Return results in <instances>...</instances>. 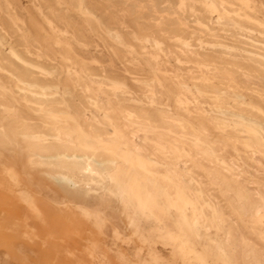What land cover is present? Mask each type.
<instances>
[{"label":"rangeland","instance_id":"1","mask_svg":"<svg viewBox=\"0 0 264 264\" xmlns=\"http://www.w3.org/2000/svg\"><path fill=\"white\" fill-rule=\"evenodd\" d=\"M142 1L0 0V264H264V0Z\"/></svg>","mask_w":264,"mask_h":264},{"label":"bare ground","instance_id":"2","mask_svg":"<svg viewBox=\"0 0 264 264\" xmlns=\"http://www.w3.org/2000/svg\"><path fill=\"white\" fill-rule=\"evenodd\" d=\"M7 1V0H6ZM124 1H126V0H124ZM188 1V0H187ZM130 2H132V1H130ZM142 2H144V0L142 1ZM150 2H152V1H150ZM241 2H243L244 3V1H241ZM129 3V2H128ZM139 3V2H138ZM155 3V2H154ZM3 4H6V3H4V1H3ZM126 4H127V2H126ZM140 4V3H139ZM166 4V3H165ZM168 4V3H167ZM173 4V3H172ZM183 4V3H182ZM181 4V5H182ZM185 4V3H184ZM7 5V4H6ZM6 5H5V7H6ZM143 5V4H142ZM141 5V6H142ZM150 5V4H149ZM180 5V6H181ZM212 5V4H211ZM144 6V5H143ZM142 6V7H143ZM168 7V5H165V7ZM178 6V5H177ZM184 6V5H183ZM188 6V5H187ZM212 6H214V4L212 5ZM1 7V6H0ZM10 7V6H9ZM132 7V6H131ZM130 7V8H131ZM155 7H157V6H155ZM166 7V8H167ZM171 7V6H170ZM185 7V6H184ZM6 8H8V7H6ZM14 8V7H13ZM172 8V7H171ZM179 8V7H178ZM0 9H2V7L0 8ZM9 10H10V8H8ZM135 9V8H134ZM134 9H133V11H134ZM138 10L140 9V8H137ZM165 9V8H164ZM164 9H162V10H164ZM182 9H184V8H182ZM214 9H215V6H214ZM3 10V9H2ZM4 10H5V8H4ZM137 10V11H138ZM156 11H157V9H155ZM170 10V9H169ZM176 10H178V9H176ZM136 11V10H135ZM140 11V10H139ZM150 11H151V9H150ZM165 11V10H164ZM171 11V10H170ZM175 11V10H174ZM183 11V10H182ZM181 11V12H182ZM188 11V10H187ZM5 12V11H4ZM7 12V11H6ZM44 12V11H43ZM160 12V11H159ZM169 12V11H168ZM171 12H173V11H171ZM180 12V13H181ZM3 13V12H2ZM8 13V12H7ZM133 13V12H132ZM148 13V12H147ZM166 13V12H165ZM176 13V12H175ZM152 14H154V13H152ZM2 15V14H1ZM8 15V14H7ZM161 15V14H160ZM179 16V15H178ZM183 16V15H182ZM195 16V15H194ZM8 17V16H7ZM155 17H157V16H155ZM161 17H163V16H161ZM177 17V16H176ZM181 17V16H180ZM167 18H169V17H167ZM171 18V17H170ZM11 19V18H10ZM15 19H17V18H15ZM162 20H164V19H162ZM12 21V20H11ZM18 21V20H17ZM171 21V20H170ZM16 22V21H15ZM157 22V21H156ZM198 22V21H197ZM199 23V22H198ZM160 24V23H159ZM174 24V23H173ZM176 24V23H175ZM13 25H14V23H13ZM124 25V24H123ZM179 25H181L180 23H179ZM15 26V25H14ZM13 26V27H14ZM32 26V25H31ZM201 26V25H200ZM16 27V26H15ZM67 27V26H66ZM159 27V26H158ZM56 29V28H55ZM120 30V29H119ZM9 31V30H8ZM2 33H4V32H2ZM27 35V34H26ZM119 36V35H118ZM117 36V37H118ZM164 36V35H163ZM118 39H120V38H118ZM20 40V39H19ZM140 40H141V38H140ZM159 40V39H158ZM166 40V39H165ZM171 40V39H170ZM174 40V39H173ZM177 40L178 41H180V39H178L177 38ZM182 40V39H181ZM43 41V40H42ZM120 41V40H119ZM144 41H145V39H144ZM143 41V42H144ZM153 41V40H152ZM65 42V41H64ZM146 42H147V40H146ZM155 42V41H154ZM184 42V41H183ZM186 42V41H185ZM184 42V43H185ZM85 43V42H84ZM188 42H186V44H187ZM199 43V42H198ZM42 44V43H41ZM120 44V43H119ZM153 44V43H152ZM160 44V43H159ZM149 45H151V44H149ZM155 45V44H154ZM162 45V44H161ZM184 45V44H183ZM188 45V44H187ZM44 46V45H43ZM152 46V45H151ZM185 47H186V45H184ZM160 48H162V47H160ZM145 49V48H144ZM150 49V48H149ZM153 49V48H152ZM159 49V48H158ZM162 50V49H161ZM130 51V50H129ZM112 52V51H111ZM160 53V52H159ZM37 54V53H36ZM85 54V53H84ZM31 55V54H30ZM113 55V54H112ZM160 55V54H159ZM83 56V55H82ZM114 56V55H113ZM151 56V55H150ZM13 57V56H12ZM37 57V56H36ZM86 57H88V56H86ZM152 57V56H151ZM184 57V56H183ZM30 58V57H29ZM152 58H154V57H152ZM158 58V57H157ZM106 59V58H105ZM38 60V59H37ZM154 60H155V58H154ZM158 60V59H157ZM180 60V59H179ZM179 60H176V61H178L179 62ZM154 63H155V61H153ZM47 63V62H46ZM157 63H159V60H158V62ZM180 63V62H179ZM156 64V63H155ZM130 65V64H129ZM160 67V66H159ZM33 68V67H32ZM157 68V67H156ZM36 69V68H35ZM66 69V68H65ZM160 69V68H159ZM209 70V69H208ZM39 71V70H38ZM41 71V70H40ZM6 73V72H5ZM73 73V72H72ZM46 74V73H45ZM161 74V73H160ZM75 76V75H74ZM78 76H79V74H78ZM68 77V76H67ZM178 79V78H177ZM81 80V79H80ZM85 80V79H84ZM83 80V81H84ZM124 80V79H123ZM181 80V79H180ZM82 82V81H81ZM180 82V81H179ZM184 82V81H183ZM79 83V82H78ZM89 83V82H88ZM177 83V82H176ZM84 84V83H83ZM114 85H116V84H114ZM26 86V85H25ZM98 86V85H97ZM124 86V85H123ZM180 86V85H179ZM177 87V86H176ZM183 87V86H182ZM30 88V87H29ZM32 88V87H31ZM124 88H126V87H124ZM179 88V87H178ZM229 89V88H228ZM48 90V89H47ZM43 91V90H42ZM84 91V90H83ZM116 91V90H115ZM120 92V91H119ZM118 92V93H119ZM85 93V92H84ZM124 93V92H123ZM199 93V92H198ZM184 94V93H183ZM93 96V95H92ZM130 96V95H129ZM128 97V96H127ZM132 97V96H131ZM96 98V97H95ZM135 98V97H134ZM178 98V97H177ZM127 99V98H126ZM144 99V98H143ZM158 100V99H157ZM177 100V99H176ZM186 100V99H185ZM131 101V100H130ZM144 101V100H143ZM150 102H151V100H149ZM149 101H147V102H149ZM198 101V100H197ZM133 102H134V100H133ZM158 102V101H157ZM180 102V101H179ZM182 102V101H181ZM180 102V103H181ZM138 103V102H137ZM152 103V102H151ZM154 103H155V101H154ZM185 103V102H184ZM183 103V104H184ZM189 103V102H188ZM166 104V103H165ZM175 104V103H174ZM186 104H187V100H186ZM185 104V105H186ZM206 105V104H205ZM215 105V104H214ZM181 106V105H180ZM188 106V105H187ZM190 106H191V104H190ZM94 107V106H93ZM170 107V106H169ZM181 107H183V106H181ZM186 107V106H185ZM184 107V108H185ZM200 107V106H199ZM217 107H219V106H217ZM92 108V107H91ZM136 108V107H135ZM165 108V107H164ZM176 108V107H175ZM97 109V108H96ZM177 109V108H176ZM179 110L181 109V108H178ZM183 109V108H182ZM186 109V108H185ZM219 109V108H218ZM168 110V109H167ZM193 110H195V109H193ZM192 110V111H193ZM202 110V109H201ZM200 110V111H201ZM231 110V109H230ZM129 111H131L130 110V108H129ZM135 111H137V110H135ZM144 111H146V110H144ZM158 111V110H157ZM171 111V110H170ZM113 112H114V110H113ZM117 112V111H116ZM116 112H114V113H116ZM186 112H187V110H186ZM196 112V111H195ZM205 112V111H204ZM119 113V112H118ZM118 113H117V117L119 116L118 115ZM138 113V112H137ZM136 113V114H137ZM147 113V112H146ZM159 113V112H158ZM183 113H184V110H183ZM187 113H189V112H187ZM112 114V113H111ZM123 114V113H122ZM124 114H126L125 113V111H124ZM133 114V113H132ZM141 114V113H140ZM142 114H145V113H143L142 112ZM150 114H152V113H150ZM202 114H204V113H202ZM201 114V115H202ZM114 115V114H113ZM148 115H149V113H148ZM155 115H157V116H160V115H158L157 113L155 114ZM176 115V114H175ZM185 115H187V114H185ZM250 115V114H249ZM124 116H126V115H124ZM135 116V115H134ZM139 116V115H138ZM138 116H136V117H138ZM147 116V115H146ZM145 116V117H146ZM152 116V115H151ZM164 116V115H163ZM166 116V115H165ZM188 116H189V114H188ZM199 116V115H198ZM140 117H143V115L142 116H140ZM139 117V118H140ZM152 117H154L155 118V116H152ZM161 117V116H160ZM170 117V116H169ZM221 117H222V115H221ZM127 118V117H126ZM130 118V117H129ZM147 118V117H146ZM154 118H152V119H154ZM158 118V117H157ZM156 118V119H157ZM163 118H165V117H163ZM175 118V117H174ZM173 118V119H174ZM229 118V117H228ZM150 119V118H149ZM169 119V118H168ZM171 119H172V117H171ZM179 119V118H178ZM225 119V118H224ZM237 119V118H236ZM122 120V119H121ZM124 120V119H123ZM139 120H141V119H139ZM160 120H162V119H160ZM160 120H158V121H160ZM165 120H166V118H165ZM238 120V119H237ZM108 121V120H107ZM114 121H117V120H114ZM132 121V120H131ZM152 121V120H151ZM167 121V120H166ZM209 121H211V120H209ZM98 122V121H97ZM124 122V121H123ZM132 122H134V121H132ZM149 122V121H148ZM148 122H147V124H148ZM216 122V121H215ZM110 123V122H109ZM114 123V122H113ZM115 123H117V122H115ZM119 123V122H118ZM117 123V124H118ZM125 123H127V122H125ZM137 123V122H136ZM156 123V122H155ZM162 123V122H161ZM169 123H170V121H169ZM177 123H179V122H177ZM196 123V122H195ZM213 123V122H212ZM243 123V122H242ZM106 124V123H105ZM111 124V123H110ZM140 124H142V123H140ZM165 124V123H164ZM163 124V125H164ZM173 124H175V122L173 123ZM218 124H220L219 122H218ZM107 125H109V124H107ZM127 125V124H126ZM130 125H132L131 123H130ZM139 125V124H138ZM138 125H136V126H138ZM149 125V124H148ZM181 125V124H180ZM223 125H225L224 123H223ZM222 125V126H223ZM98 126V125H97ZM96 126V127H97ZM111 126V125H110ZM135 126V125H134ZM143 126V125H142ZM152 126V125H151ZM155 126V125H154ZM197 126H199V124H197ZM218 126V125H217ZM250 126V125H249ZM111 127H113V126H111ZM157 127V126H156ZM159 127V126H158ZM168 127V126H167ZM179 127V126H178ZM200 127V126H199ZM254 127V126H253ZM117 128V127H116ZM128 128H130L129 126H128ZM144 128V127H143ZM149 128V127H148ZM200 128H202V126L200 127ZM203 128H204V126H203ZM229 128V127H228ZM256 128V127H255ZM254 128V129H255ZM119 129V128H118ZM124 129V128H123ZM137 129V128H136ZM144 129H146V128H144ZM162 129V128H161ZM172 129V128H171ZM174 129V128H173ZM193 129V128H192ZM250 129V128H249ZM257 129V128H256ZM105 130V129H104ZM103 130V131H104ZM125 130H126V127H125ZM149 130V129H148ZM151 130V129H150ZM201 130V129H200ZM216 130H217V128H216ZM251 130V129H250ZM258 130V129H257ZM260 130V129H259ZM89 131V130H88ZM137 131H139V130H137ZM136 131V132H137ZM158 131V130H157ZM157 131H156V133H157ZM195 131V130H194ZM204 131V130H203ZM206 131V130H205ZM253 131V130H252ZM251 131V132H252ZM95 132V131H94ZM99 131H97V133H98ZM113 132H115V131H113ZM197 132V131H196ZM219 132V131H218ZM260 132V131H259ZM262 132V131H261ZM106 133V132H105ZM149 133V132H148ZM155 133V134H156ZM160 133H162L161 131H160ZM164 133V132H163ZM194 133V132H193ZM203 133H205V132H203ZM202 133V134H203ZM222 133V132H221ZM247 133H248V131H247ZM96 134V133H95ZM100 134V133H99ZM104 134V133H103ZM115 134V133H114ZM117 134V133H116ZM131 134H133V133H131ZM158 134V133H157ZM185 134V133H184ZM264 134V133H263ZM163 135V134H162ZM166 135V134H165ZM168 135V134H167ZM172 135V134H171ZM171 135H170V137H171ZM174 136H176L175 134H173ZM187 135V134H186ZM190 135V134H189ZM196 135V134H195ZM205 135V134H204ZM132 136V135H131ZM134 136H136V135H134ZM173 136V137H174ZM178 136V135H177ZM177 136H176V138H177ZM185 136V135H184ZM251 136V135H250ZM264 136V135H263ZM98 137H99V135H98ZM103 137V136H102ZM101 137V138H102ZM159 137H160V135H159ZM163 137V136H162ZM162 137H160V138H162ZM167 137V136H166ZM166 137H165V140H166ZM182 137H183V135H182ZM182 137H180V138H182ZM253 137V136H252ZM156 138V137H155ZM158 138V137H157ZM97 139V138H96ZM103 139V138H102ZM134 139V138H133ZM168 139V138H167ZM198 139H200V138H198ZM46 140V139H45ZM138 140V139H137ZM156 140V139H155ZM172 140V139H171ZM99 141V140H98ZM101 141V140H100ZM131 141V140H130ZM168 141H169V139H168ZM173 141V140H172ZM171 141V142H172ZM182 141V140H181ZM185 141H186V139H185ZM198 141V140H197ZM215 141V140H214ZM225 141V140H224ZM137 142V141H136ZM160 142H162L161 140H160ZM174 143L173 144H175V143H178V142H175V141H173ZM199 142V141H198ZM257 142V141H256ZM131 143H133V142H131ZM151 143V142H150ZM149 143V144H150ZM184 143V142H183ZM187 143V142H186ZM189 143H190V141H189ZM202 143H205V142H202ZM232 143V142H231ZM196 144H198V143H196ZM135 145V144H134ZM152 145H155V144H152ZM165 145V144H164ZM166 145H167V143H166ZM169 145V144H168ZM190 145V144H189ZM195 145V144H194ZM200 145H201V143H200ZM204 145V144H203ZM224 145H225V143H224ZM233 145H235V144H233ZM161 146V145H160ZM181 146H183V144L181 145ZM192 146V145H191ZM190 146V147H191ZM208 146H209V144H208ZM210 146H211V144H210ZM165 147V146H164ZM168 147H170V146H168ZM194 147V146H193ZM203 147V146H202ZM207 147V146H206ZM212 147H214V144L212 145ZM245 147V146H244ZM264 147V146H263ZM161 148H162V146H161ZM174 148V147H173ZM186 148V147H185ZM189 148V147H188ZM209 148V147H208ZM216 148V147H215ZM214 148V149H215ZM234 148V147H233ZM247 148V147H246ZM180 149V148H179ZM182 149V148H181ZM212 149V148H211ZM222 149V148H221ZM247 149H249V148H247ZM163 150H164V148H163ZM166 150V149H165ZM168 150V149H167ZM199 150H201V148L199 149ZM207 151H208V149H206ZM217 150V149H216ZM234 150V149H233ZM176 152V154H178L179 155V158H180V151L179 150H175ZM182 151V150H181ZM188 151H190V148L188 149ZM210 151H212V150H210ZM219 151V154H220V150H218ZM217 151V152H218ZM225 151V150H224ZM244 151H245V149H244ZM247 151V150H246ZM249 151H251V150H249ZM254 151V150H253ZM146 152V151H145ZM163 152V151H162ZM194 153H195V151H193ZM192 152V153H193ZM201 152V151H200ZM214 152V151H213ZM216 152V151H215ZM223 152V151H222ZM256 152V151H255ZM136 153V152H135ZM138 153V152H137ZM136 153V154H137ZM153 154H154V152H152ZM171 153V152H170ZM174 153V152H173ZM188 153V152H187ZM191 153V152H190ZM191 153V154H192ZM193 153V154H194ZM234 153V152H233ZM252 153V152H251ZM258 153V152H257ZM183 154V153H182ZM221 154H226V151H225V153H221ZM259 154V153H258ZM262 154V153H261ZM155 156H156V154H154ZM159 155V154H158ZM174 155V154H173ZM186 155V154H185ZM188 155H190V154H188ZM202 155V154H201ZM208 155V154H207ZM210 155V154H209ZM218 155V154H217ZM217 155H215V156H217ZM236 155V154H235ZM152 156V155H151ZM160 156V155H159ZM162 156V155H161ZM177 156V155H176ZM196 156H197V152H196ZM214 156V157H215ZM223 156V155H222ZM224 156H226V155H224ZM263 156V155H262ZM92 157V156H91ZM163 157V156H162ZM174 157H175V155H174ZM184 157V156H183ZM183 157H182V159H183ZM234 157H236V156H234ZM64 158V157H63ZM172 158H173V156H172ZM175 158H178V157H175ZM190 158V157H189ZM197 158V157H196ZM196 158H194V159H196ZM201 158V157H200ZM205 158H207V156L205 157ZM219 158H221V157H219ZM230 158V157H229ZM237 158V157H236ZM76 159H78V158H76ZM160 159H163V158H161L160 157ZM174 159V158H173ZM181 159V160H182ZM187 159V158H186ZM212 159V158H211ZM232 159V158H231ZM263 159V158H262ZM62 160V159H61ZM65 160H68V159H65ZM167 160V159H166ZM171 160V159H170ZM175 160V159H174ZM180 160V161H181ZM189 160V159H188ZM198 160V159H197ZM209 160H210V158H209ZM216 160V159H215ZM237 160H239V159H237ZM113 161V160H112ZM136 161V160H135ZM186 161V160H185ZM190 161V160H189ZM196 161V160H195ZM207 161V160H206ZM227 161H228V159H227ZM128 162V161H127ZM169 162V161H168ZM182 162V161H181ZM187 162V161H186ZM185 162V163H186ZM197 162V161H196ZM199 162V161H198ZM201 162V161H200ZM204 162V161H203ZM210 162V161H209ZM216 162H217V160H216ZM215 162V163H216ZM152 163V162H151ZM153 163H155V162H153ZM190 163V162H189ZM202 163V162H201ZM220 163H223V162H220ZM219 163V164H220ZM239 163H240V161H239ZM67 164V163H66ZM158 164V163H157ZM181 164H183V162L181 163ZM180 164V165H181ZM192 164V163H191ZM194 164V163H193ZM206 164V163H205ZM217 164V163H216ZM237 164H238V162H237ZM65 165V164H64ZM71 165H73V164H71ZM94 165H95V163H94ZM159 165V164H158ZM177 165V164H176ZM175 165V166H176ZM222 165H224V163L222 164ZM62 166V165H61ZM76 166V165H75ZM172 166V165H171ZM196 166V165H195ZM213 166V165H212ZM218 166V165H217ZM235 166V165H234ZM239 166V165H238ZM85 167V166H84ZM162 167V166H161ZM191 168H192V166H190ZM197 167V166H196ZM195 167V168H196ZM221 167V166H220ZM77 168V167H76ZM80 168H82V165L80 166ZM99 168V167H98ZM168 168V167H167ZM193 168H194V166H193ZM194 168V169H195ZM199 168V167H198ZM205 168H207V167H205ZM209 168V167H208ZM226 168H227V166H226ZM88 169V168H87ZM212 169H214V168H212ZM229 169V168H228ZM239 169H240V167H239ZM239 169H237L238 171H239ZM78 170H80V169H78ZM99 170H100V168H99ZM105 170V169H104ZM189 170V169H188ZM198 170V169H197ZM196 170V171H197ZM201 170V169H200ZM214 170H216L217 171V174H215L214 173V171H213V179L214 180H216V181H218L220 184H221V186H224V187H226L228 190H230V191H232V194L234 193L235 195H236V197H237V199L239 200V199H244L245 197H244V195L246 194H244L243 193V190H242V187L240 188L237 184H235L234 182H232V178L231 179H229L227 176H225V175H223V174H218L219 172H218V169H214ZM221 170H223V169H221ZM75 171V170H74ZM89 171V170H88ZM187 171V170H186ZM192 171V170H191ZM210 171V170H209ZM224 171V170H223ZM222 171V173H225V172H223ZM227 171V170H226ZM90 172V171H89ZM188 172V171H187ZM204 172H207V171H205L204 170ZM229 172V171H228ZM247 172V171H246ZM210 173H212L211 171H210ZM231 173V172H230ZM234 173V172H233ZM90 174H91V172H90ZM209 174V173H208ZM227 174V173H226ZM181 175V174H180ZM185 175H187V174H185ZM231 175V174H230ZM241 176H242V174H240ZM101 176V175H100ZM193 176V175H192ZM196 176V175H195ZM238 177H239V175H237ZM173 177V176H172ZM187 177H188V175H187ZM190 177V176H189ZM199 177V176H198ZM207 177V176H206ZM238 177H236V175H235V178H238ZM100 178V177H99ZM176 178V177H175ZM174 178V179H175ZM197 178V177H196ZM201 178V177H200ZM200 178H198L199 180H200ZM208 178H209V176H208ZM242 178V177H241ZM241 178H239V179H241ZM178 179V178H177ZM211 179H212V177H211ZM190 180H192L191 178H190ZM177 181V180H176ZM198 181V180H197ZM215 181V182H216ZM253 181H256V180H253ZM200 182V181H199ZM212 182V181H211ZM247 182V181H246ZM169 183V182H168ZM178 183V182H177ZM193 183H194V181H193ZM207 183V182H206ZM205 183V184H206ZM242 183H244V182H242ZM250 182L248 181V183L247 184H249ZM217 184V183H216ZM264 184V183H263ZM180 185V184H179ZM209 185V184H208ZM219 185V184H218ZM252 185V184H251ZM255 185V184H254ZM258 185V184H257ZM188 186V185H187ZM201 186V185H200ZM170 187V186H169ZM182 187V186H181ZM198 187H199V185H198ZM197 187V188H198ZM244 188H245V186H244ZM186 189H188V188H186ZM247 189V188H246ZM189 190V189H188ZM202 190V189H201ZM204 190V189H203ZM250 190V189H249ZM263 190V189H262ZM220 191V190H219ZM185 192H187V191H185ZM193 192V191H192ZM212 192H214V191H212ZM254 192V191H253ZM168 193V192H167ZM196 193H198V194H196V197L199 199V201H200V199H201V202H202V197H201V193H199V192H196ZM207 193H209L208 191H207ZM221 193V192H220ZM223 193V192H222ZM225 193V192H224ZM190 194H191V192H190ZM193 194V193H192ZM233 194V195H234ZM195 195V194H194ZM204 194H202V196H203ZM227 196H228V194H227ZM230 196V195H229ZM106 197V196H105ZM192 197V196H191ZM224 198H225V196H223ZM205 198H207V197H205ZM209 198H210V196H209ZM227 198V197H226ZM254 198V197H253ZM259 198V197H258ZM173 199V198H172ZM236 199V198H235ZM195 200H197V199H195ZM207 200H208V198H207ZM231 201H232V199H230ZM246 201V200H245ZM252 200H250V202H251ZM258 201V200H257ZM143 202V201H142ZM196 201H194V203H195ZM197 202H198V200H197ZM196 202V203H197ZM193 203V204H194ZM207 203V202H206ZM205 203V205L207 206V209L209 208V210L212 212L211 214L213 215V217L214 216H218V215H220V217L219 218H221V214H217V213H220V212H217V209H215V207L216 206H214V205H210V204H206ZM209 203H211L210 201H209ZM215 203V202H214ZM246 203V202H245ZM253 203V202H252ZM163 204V203H162ZM192 204V203H191ZM193 204H192V206H193ZM261 204H262V207L261 208H257V209H255V210H253L252 212H250V213H245L246 214V218L248 219V221H250V223L252 224V225H256L257 223H259L260 224V222H262V220L264 219V199H262L261 198ZM165 205V204H164ZM198 205V204H197ZM242 205V203L241 204H239V207ZM124 206V205H123ZM191 206V207H192ZM253 206V205H252ZM125 207V206H124ZM142 207V206H141ZM199 207V206H198ZM227 207V209H228V206H226ZM225 207V208H226ZM247 207V206H246ZM251 207V206H250ZM195 208V207H194ZM201 208H202V206H201ZM200 208V211L202 210ZM235 208V207H234ZM241 208H243V207H241ZM241 208H240V210H241ZM167 209V208H166ZM171 209V208H170ZM230 209V208H229ZM249 209V208H248ZM204 210V209H203ZM243 210V209H242ZM251 210V209H250ZM199 211V212H200ZM237 211H239V210H237ZM171 212V211H170ZM198 212V213H199ZM209 212V211H208ZM247 212V211H246ZM235 213V212H234ZM242 213V212H241ZM200 214V213H199ZM203 214V213H202ZM204 214H205V212H204ZM211 215V216H212ZM181 216V215H180ZM188 216V215H187ZM203 216V218H204V215H202ZM215 218V217H214ZM172 219V218H171ZM241 219V218H240ZM191 220V219H190ZM242 220V219H241ZM246 220V219H245ZM174 221V220H173ZM189 221V220H188ZM213 221H214V219H213ZM219 221V220H218ZM186 222V221H185ZM207 222V221H206ZM209 222V221H208ZM207 222V223H208ZM216 222V221H215ZM178 223V220H177V222H176V224ZM190 223H191V221H190ZM197 223V222H196ZM192 224V223H191ZM209 224V223H208ZM217 224V223H216ZM241 224V223H240ZM247 224V223H246ZM194 225H196V226H199V225H197V224H194ZM244 225V224H243ZM242 225V226H243ZM247 225H249V224H247ZM251 225V226H252ZM263 225V224H262ZM184 226V225H183ZM211 226V225H210ZM251 226H249V227H251ZM261 226V225H260ZM213 227V226H212ZM196 228V227H195ZM217 228V227H216ZM247 228V227H246ZM253 228H254V226H253ZM165 229V228H164ZM183 229V228H182ZM262 229V228H261ZM167 230V229H166ZM176 230V229H175ZM178 230V229H177ZM181 230V229H180ZM253 230V229H252ZM260 230V229H259ZM247 231V230H246ZM262 231H264V230H262ZM167 232V231H166ZM173 232V231H172ZM254 232V231H253ZM169 233V232H168ZM202 233V232H201ZM257 233V232H256ZM258 233H259V231H258ZM161 234V233H160ZM199 234V233H198ZM208 234V233H207ZM260 234V233H259ZM152 235H154V234H152ZM264 235V234H263ZM160 236V235H159ZM175 236V235H174ZM199 236V235H198ZM260 236V235H259ZM243 238H245V237H243ZM260 238V237H259ZM264 237H262V240L264 241V239H263ZM195 239V238H194ZM230 239V238H229ZM261 239V238H260ZM242 240V239H241ZM156 241V240H155ZM243 241V240H242ZM247 241V240H246ZM235 242V241H234ZM243 243V242H242ZM246 243V242H245ZM248 243V242H247ZM250 243V242H249ZM263 243V242H262ZM155 244V243H154ZM158 244V243H157ZM174 244H176V243H174ZM193 244V243H192ZM179 245V244H178ZM242 245H244V244H242ZM253 246V245H252ZM255 246V245H254ZM229 247V246H228ZM175 248V247H174ZM179 248V247H178ZM247 248V247H246ZM252 248V247H251ZM255 249H257V248H255ZM176 250V249H175ZM180 250V249H179ZM237 250V249H236ZM247 250V249H246ZM258 250V249H257ZM262 250V249H261ZM222 251V250H221ZM178 252V251H177ZM184 252V251H183ZM186 252V251H185ZM223 252V251H222ZM250 252V251H249ZM234 253V252H233ZM185 254V253H184ZM195 254V253H194ZM246 254V253H245ZM244 254V255H245ZM247 254H248V252H247ZM250 254H253V252L252 253H250ZM255 255V254H254ZM242 256V255H241ZM260 256V255H259ZM184 257H185V255H184ZM253 257V256H252ZM256 257V256H255ZM254 258V257H253ZM246 259V258H245ZM244 259V260H245ZM257 259V258H256ZM247 260V259H246ZM252 260V259H251ZM255 260V259H254ZM257 261V260H256ZM253 262V261H252ZM259 262V261H258ZM255 263V262H254ZM262 263V262H261Z\"/></svg>","mask_w":264,"mask_h":264}]
</instances>
